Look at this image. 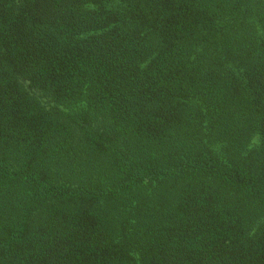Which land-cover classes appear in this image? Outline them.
I'll use <instances>...</instances> for the list:
<instances>
[{
  "label": "trees",
  "instance_id": "trees-1",
  "mask_svg": "<svg viewBox=\"0 0 264 264\" xmlns=\"http://www.w3.org/2000/svg\"><path fill=\"white\" fill-rule=\"evenodd\" d=\"M0 264H264V0H0Z\"/></svg>",
  "mask_w": 264,
  "mask_h": 264
}]
</instances>
